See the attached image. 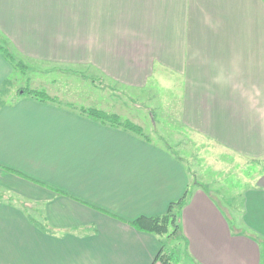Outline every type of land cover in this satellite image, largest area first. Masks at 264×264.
Listing matches in <instances>:
<instances>
[{"label": "crops", "instance_id": "0c3cea01", "mask_svg": "<svg viewBox=\"0 0 264 264\" xmlns=\"http://www.w3.org/2000/svg\"><path fill=\"white\" fill-rule=\"evenodd\" d=\"M0 38L22 58L125 88L169 77L185 128L264 158V0H0ZM13 73L0 51V91ZM205 184L183 158L122 126L0 95V188L18 198H0V264H162V239L130 222L186 191L177 221L193 264H264V170L239 208L228 202L239 226Z\"/></svg>", "mask_w": 264, "mask_h": 264}, {"label": "rangeland", "instance_id": "374dc122", "mask_svg": "<svg viewBox=\"0 0 264 264\" xmlns=\"http://www.w3.org/2000/svg\"><path fill=\"white\" fill-rule=\"evenodd\" d=\"M0 51L11 61L14 70L8 84L3 85L0 91L2 103L14 102L18 97V88L38 90L79 113L82 109H99L107 115L116 116L120 122L130 120L138 124L145 137L183 158L191 169L194 181L203 180L221 205L227 207L232 224L241 225L238 221L241 219L239 210L228 208L235 202L240 207V192L247 185L253 184L258 172L264 170V158L255 162L248 161L224 151L210 140L197 137L185 128L179 115L180 84H176L175 89L167 86L166 83L172 84L168 81L172 79L163 76L157 80L151 79L142 90H134L113 84L84 67H60L22 58L1 38ZM15 193H4L0 188V198L13 203L18 201ZM25 201L29 218L37 221L36 205ZM160 238L164 250L171 257V264H193L181 237L162 235ZM261 248L264 258V243H261Z\"/></svg>", "mask_w": 264, "mask_h": 264}, {"label": "trees", "instance_id": "16d2710c", "mask_svg": "<svg viewBox=\"0 0 264 264\" xmlns=\"http://www.w3.org/2000/svg\"><path fill=\"white\" fill-rule=\"evenodd\" d=\"M16 92L18 96L30 95L40 100H44L45 98L50 101H54V99L47 96V94L44 91H38V90L27 91L24 88H18ZM80 113L94 116L102 121L108 120L109 122H111V124L122 126L123 128L130 130L131 132H134L135 134L145 137L142 133V128L138 124L133 123L130 120H125L124 122H120L116 116L107 115L106 113L102 112V110H99V109L96 110V109L89 108L86 111L82 109ZM13 173L21 175L15 171H13ZM57 192L62 193L60 191H57ZM186 192L179 200L175 202H170L167 209L164 212L157 214V215H153V216H140L132 220L130 222L131 225L138 230L151 232V233L158 235L159 237L162 235H166V236H171L174 238L181 237L182 239V236L180 235L179 223L177 221V209L184 202L186 195H187ZM170 258L171 257L169 253H167L164 250V243L161 242V248L159 249L154 261H160L162 264H171Z\"/></svg>", "mask_w": 264, "mask_h": 264}]
</instances>
